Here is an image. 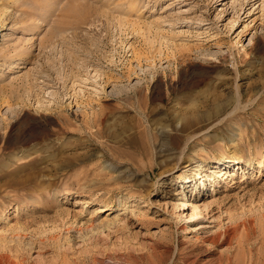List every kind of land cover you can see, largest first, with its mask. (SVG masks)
<instances>
[{
	"label": "rangeland",
	"instance_id": "rangeland-1",
	"mask_svg": "<svg viewBox=\"0 0 264 264\" xmlns=\"http://www.w3.org/2000/svg\"><path fill=\"white\" fill-rule=\"evenodd\" d=\"M244 2L0 0V264H264Z\"/></svg>",
	"mask_w": 264,
	"mask_h": 264
},
{
	"label": "bare ground",
	"instance_id": "bare-ground-1",
	"mask_svg": "<svg viewBox=\"0 0 264 264\" xmlns=\"http://www.w3.org/2000/svg\"><path fill=\"white\" fill-rule=\"evenodd\" d=\"M256 1H257V0H246V2H244L243 5H241V6L239 7V9L237 10L238 15L241 13L242 10L245 9V8H244L245 6H246V7H247V6H251V5L254 4ZM237 13H236V14H237ZM222 176L225 177V179H227L226 173H223ZM196 210H197V208H196V207H193V211L196 212ZM208 241H209V240H208ZM211 241H214V242H215V241H217V238L215 239V237H214V238L212 237V238H211Z\"/></svg>",
	"mask_w": 264,
	"mask_h": 264
}]
</instances>
